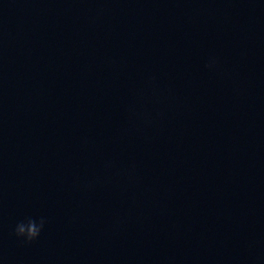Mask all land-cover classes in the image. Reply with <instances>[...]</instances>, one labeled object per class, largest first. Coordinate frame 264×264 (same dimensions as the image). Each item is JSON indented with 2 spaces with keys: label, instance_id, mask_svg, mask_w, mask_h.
<instances>
[{
  "label": "water",
  "instance_id": "1",
  "mask_svg": "<svg viewBox=\"0 0 264 264\" xmlns=\"http://www.w3.org/2000/svg\"><path fill=\"white\" fill-rule=\"evenodd\" d=\"M0 264H264V0H0Z\"/></svg>",
  "mask_w": 264,
  "mask_h": 264
},
{
  "label": "clouds",
  "instance_id": "2",
  "mask_svg": "<svg viewBox=\"0 0 264 264\" xmlns=\"http://www.w3.org/2000/svg\"><path fill=\"white\" fill-rule=\"evenodd\" d=\"M206 67L209 70H215L217 68L216 59L210 58ZM130 111L134 119L141 120L144 123H149L151 120V116L147 112H137L135 110ZM45 225L46 219L44 217L39 219L27 217L15 225L13 234L18 240H22L25 244H31L33 241L38 239L41 232L44 230Z\"/></svg>",
  "mask_w": 264,
  "mask_h": 264
}]
</instances>
